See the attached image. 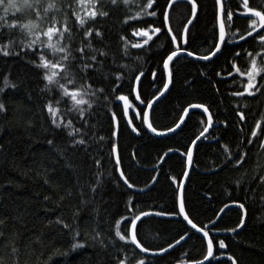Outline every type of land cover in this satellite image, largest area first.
<instances>
[{"label":"trees","instance_id":"obj_1","mask_svg":"<svg viewBox=\"0 0 264 264\" xmlns=\"http://www.w3.org/2000/svg\"><path fill=\"white\" fill-rule=\"evenodd\" d=\"M167 2L168 0H158L161 6ZM232 2L235 7V0ZM196 3L197 19L189 30L188 43H181L180 46L182 51L187 49L203 55L213 46L215 0H196ZM250 4L257 9L264 8V0H250ZM132 10L135 11V8ZM156 11V26H159L162 18H159L160 9L157 8ZM191 17L189 2L175 4L170 14L173 34H183ZM121 19V14L117 12L104 23L105 42H110L113 47L119 43L117 37L121 34ZM237 25L241 30L246 27L243 19L237 20ZM164 31L159 39L154 38L155 42L150 50L130 49L132 56L126 62L131 65L133 71L142 70L145 73L139 87L144 105H137L135 91H132L129 96L132 104L130 117L136 116L142 109L146 110L147 101H153L160 95V91H164L163 82L167 78L161 60L170 47V37L165 36ZM232 31L234 29L229 31L231 40L242 44L243 41H239L238 35H232ZM124 34L131 43L141 39L132 35L131 28H127ZM233 46L228 44L222 55L210 62L195 61L187 56L175 58L170 65L173 73L171 89L154 108L150 122L158 131H167L179 122L183 109L190 108L189 105L202 103L209 108L213 114L214 126L207 139L202 140L196 147L192 172L184 192L186 210L199 227H204L210 236L214 237L217 257L232 256L237 260V264H264V208L258 198L253 204L243 200V192L234 193L241 198V202H245L247 209L245 226L239 232L229 231L236 226L242 215L237 207L226 211L217 221L225 203L234 205L227 197L225 189L231 190L233 181L241 175V172L212 170L213 162L219 163L222 158L221 144L227 143L235 151V145L241 138L238 128L234 126L238 117L233 110L239 106L246 112L244 128L249 135L248 130L254 125V120L264 112V96L257 94L256 97L245 99L230 95L236 87L232 84V76L228 75L231 71ZM245 47L251 50L250 45ZM237 50H240L238 45ZM137 56L142 59L137 60ZM9 72L13 80L20 84V88L15 92L8 90L4 97L8 111L0 114V144L4 146V150L0 152V219L5 220V231L13 234L9 237V242L14 239L21 248L20 264H111L110 252L103 250L85 235V223L90 216L91 206L80 214L81 237L77 239L85 243L83 248L72 251L70 245L73 241L70 236L55 223L58 215L70 220L73 207L78 204V199L74 198L71 202L65 199L61 206H57L64 187L73 184V176L70 171L55 163L47 152L40 126L42 85L39 77L23 61L17 60L7 64L0 61V73ZM151 72L156 73L154 83ZM129 91V82L126 80L123 92L128 94ZM29 93L31 99L28 98ZM108 119L105 112L98 114L97 131L105 137V158L109 152L106 145L111 143ZM29 120L33 121L31 128L27 124ZM206 120V115L202 114L201 110H196L189 115L180 131L167 137L151 135L146 127L141 125L139 118L135 119L134 123L143 128L140 136L131 133L124 121L120 122L117 143L122 157L121 167L135 187L128 189L123 181H118L119 174L113 171L114 161L108 162L107 169L113 171V176L105 174L104 187L97 195L98 206L104 210L101 227L105 231L114 220L122 216L130 217V213L126 211L129 200L135 212L141 209L150 213L173 210L176 185L170 178L176 177L182 183L183 173L187 169L186 156L182 153L192 147L191 141L196 139ZM219 121H226L229 126L226 128ZM216 137L219 138V143ZM169 149L173 151L169 152ZM49 165L54 167L55 171H49L48 175L54 176L56 183L46 185L44 169ZM254 167L255 163L245 166L249 171ZM56 184L63 187H56ZM46 195L49 196L47 201L44 200ZM137 232L138 239L150 252L158 250L161 246L167 247L169 243L175 244L181 235H185L186 240L170 253L154 258L145 256L147 264H177L178 260L201 256L202 237L193 232L181 217L146 218L138 225ZM221 239L227 245L224 249L218 247V241ZM0 254H4L2 250ZM3 264L12 262L5 259ZM212 264H231V261L213 260Z\"/></svg>","mask_w":264,"mask_h":264},{"label":"snow or ice","instance_id":"obj_2","mask_svg":"<svg viewBox=\"0 0 264 264\" xmlns=\"http://www.w3.org/2000/svg\"><path fill=\"white\" fill-rule=\"evenodd\" d=\"M173 2L174 0H168L166 5L161 6L158 0H0V61L5 64L23 61L39 77L42 85L40 126L47 152L55 163L70 171L73 176V184L64 187L57 206H61L65 199L71 202L74 198L78 199V204L73 207L70 220L58 215L55 223L70 236L73 241L70 245L72 251L83 248L85 243L77 239L81 237L80 214L91 206L90 216L85 223V235L103 250L110 252L111 264H147L143 254H148L150 249L138 239L137 222L142 217L153 214L142 209L133 211L129 200L126 211L130 213V217L122 216L114 220L107 231L101 227L104 210L98 206L97 195L104 187L105 174L113 176L114 171L119 174L118 181H123L128 189L135 187L121 167L122 157L117 143L120 122L124 121L131 133L140 136L143 128L134 123L139 118L141 125L146 126L149 132L165 136L179 129L185 123V116L189 115L188 108H184L174 127L158 131L150 122L148 110L152 108L153 101L149 100L146 104L148 110L142 109L136 116L129 117L132 108L129 96L132 91L136 92L135 99L144 103L139 86L145 76L144 71H133L126 62L132 56L130 49L150 50L155 42L154 38L159 39L166 29L164 35L170 37V47L161 60L167 77L163 82V90L166 91L172 82L171 62L181 55V43H188L186 29L184 34H173L169 26V9ZM188 2L195 17L198 7L196 0ZM157 8L160 9L159 18H162L159 26H156ZM117 12L122 17L121 34L117 37L119 43L113 47L110 42H105L104 23ZM239 19L245 21L246 27L243 30L237 25ZM213 21L212 48L203 55L183 49L186 56L198 61H211L218 54L222 55L228 44H233L231 71L228 75L232 76V84L236 87L230 95L245 99L256 97L257 94L264 96V8L253 7L250 0H235V7L232 0H215ZM187 23L191 24L192 21L188 20ZM137 24L142 26H136ZM127 28L132 29L133 36L141 38L139 42L131 43L128 40L124 34ZM233 29L232 35H238L242 44L229 37V31ZM237 45L240 50H237ZM245 45H250L251 50ZM140 59L142 57L137 56V60ZM150 75L154 83L156 73L151 72ZM126 80L130 88L128 94L123 92ZM19 88L20 84L13 80L10 72L0 73V114L8 111L4 101L8 90L15 92ZM164 91H160L161 96ZM28 98L31 99L30 93ZM189 107L202 109V114L207 115L205 126L196 139L191 141L195 145L202 137L207 139L205 133L213 126V114L202 103L191 104ZM233 111L238 117L234 126L238 128L241 138L235 145V151L227 143L221 144L222 158L219 163L213 162L212 170L241 172L233 181L231 190L225 189L229 200L242 213L236 226L229 229L231 232H238L245 226L247 209L245 202H241V198L234 193L243 192V200L253 204L258 198L264 208V112L254 120V125L248 130L249 135L244 128L246 112L239 106ZM100 112H105L109 117L107 124L111 143L106 145L109 150L107 158L104 154L105 137L97 131ZM219 123H223L226 128L229 126L226 121ZM27 124L31 128L33 121L29 120ZM215 139L220 142L218 137ZM3 150L4 146L0 144V152ZM171 151L173 149H169ZM182 155L186 156V165L190 168L193 164L192 147ZM110 161H114L113 171L107 169ZM252 163H255V167L251 171L246 170L245 166ZM49 171H55V168L49 165L44 169L46 185L56 183L55 177L48 175ZM183 176L187 177L188 172L185 171ZM170 179L176 185L173 210H161L154 215L182 217L191 229L202 233L200 258L189 257L188 260H178L177 264H212L217 259L216 241L208 230L199 227L190 218L186 210L183 185L176 177ZM56 187L63 186L56 184ZM44 200H49V196H44ZM224 207H229L228 203ZM5 228V220L0 219V250L4 253L0 254V264L5 259L11 260L12 264H20L21 248L14 239L9 242V237L13 234L6 232ZM184 239L185 235H181L175 243L179 244ZM218 247L224 249L227 245L221 239ZM172 248L174 245L169 243L167 247L161 246L151 252V255L162 256ZM228 260L231 264H237L232 256H228Z\"/></svg>","mask_w":264,"mask_h":264},{"label":"water","instance_id":"obj_3","mask_svg":"<svg viewBox=\"0 0 264 264\" xmlns=\"http://www.w3.org/2000/svg\"><path fill=\"white\" fill-rule=\"evenodd\" d=\"M182 2H188V0H174V2H173V6H174L175 4H177V3H182ZM173 6H172V7H173ZM171 9H172V8H171ZM171 9H169V17H170V14H171ZM197 16H198V7H197V13H196L195 17H193V15H192V17H191V19H190V20L192 21V23H191V24H187L186 27H185V29L187 30V31H186L187 37H188V33H189L190 28L192 27V25L194 24L195 20L197 19ZM169 26L171 27V25H170V21H169ZM185 29H184V32H185ZM184 32H183V34H184ZM219 55H220V54H218V56H219ZM179 56H186V54L184 53V51H182V52H181V55H179ZM179 56H178V57H179ZM218 56H217V57H218ZM187 57H188V56H187ZM217 57L213 58L212 60L216 59ZM189 58L195 60L193 57H189ZM212 60H211V61H212ZM195 61H198V60H195ZM199 62H210V61H199ZM166 78H167V77H166ZM171 86H172V82L169 84V88H168V90L164 91V94H163L162 96L159 95V96H157L158 98L156 97V98L153 100L152 108H151L150 110L146 109V110L149 111V118H151V114H152L154 108L156 107V105H157L162 99H164L165 96L168 94V92H169L170 89H171ZM139 87H140V86H139ZM135 95H136V92H135V94H134V98H135ZM129 101H130V100H129ZM135 101H136V103H137L138 106L143 107V105H144L143 103H141L140 101H137L136 99H135ZM130 103H131V102H130ZM130 110H131V109H130ZM196 110H201V111H202V109H192V108H188L189 115H190L192 112L196 111ZM189 115H188V116H185V122H186V120L188 119ZM205 115H206V114H205ZM129 117H130V112H129ZM206 117H207V115H206ZM130 118H131V117H130ZM184 124H185V123H183L179 129H176L175 132L168 133V134L165 135V136H156L155 134L149 132L148 130H147V131H148L151 135H153V136H155V137H167V136L174 135V134H176L178 131H180L181 128L184 126ZM213 126H214V123H213ZM213 126L209 129V131H208L207 133H205V136H206V137H207L208 134L210 133V131H211V129L213 128ZM145 127H146V126H145ZM146 129H147V128H146ZM202 140H204L203 137L201 138V140L196 141V144H195V145H192V149H193V157H194L195 150H196V147H197L198 143H200ZM168 154H170V153H168ZM186 171L188 172V176H187V177H184L183 180H182V183H181V184L183 185V195H184V192H185L186 184H187L188 179H189V177H190V174H191V172H192V166H191L190 168L187 167ZM233 207H236V206H235V205H229V207L224 208L223 211L221 212L220 216L218 217L217 221L223 216V214H224L226 211H228L229 209H231V208H233ZM150 217H157V218H163V219H176V217H172V216H157V215H154V213H153L152 215H149V216H147V217H142L141 220L137 222V227H138V225H139L144 219H146V218H150ZM181 218H182V217H181ZM246 218H247V214H246V216H244L245 222H246ZM182 220H183V219H182ZM184 222L187 224L186 221H184ZM187 225H188V224H187ZM188 226H189V225H188ZM189 227H190V226H189ZM190 229H191V227H190ZM191 230H192L193 232H195L196 234H198L199 236L202 237V233H197L194 229H191ZM240 230H241V229H240ZM240 230H238V232H239ZM184 240H186V239H184ZM184 240H181L179 244H176V243L173 244V245H174V248L170 249L169 252L164 253L162 256H164V255L170 253L171 251L175 250L176 248H178V247L180 246V244H181ZM143 255H145V256H147V257H153V258H154V257H160V256H153V255H151V252H149L148 254H143ZM221 260H228V256L225 255V256L217 257V259H215V261H221ZM206 264H207V262H206Z\"/></svg>","mask_w":264,"mask_h":264}]
</instances>
